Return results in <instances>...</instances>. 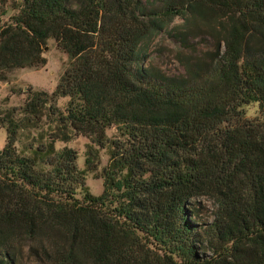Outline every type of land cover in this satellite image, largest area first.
<instances>
[{
	"label": "trees",
	"instance_id": "trees-1",
	"mask_svg": "<svg viewBox=\"0 0 264 264\" xmlns=\"http://www.w3.org/2000/svg\"><path fill=\"white\" fill-rule=\"evenodd\" d=\"M16 8L6 20L0 11V83L45 66L49 38L68 62L51 92L28 87L22 104L0 108V264H264V57L246 45L264 26V0ZM177 17L168 34L191 54L183 73L168 74L145 62ZM253 102L259 114L246 118ZM44 110L56 126L18 148L24 119L41 121ZM70 133L89 139L88 169L99 150L109 154L99 195L76 196L85 188L77 152L54 145ZM203 195L215 201L210 220Z\"/></svg>",
	"mask_w": 264,
	"mask_h": 264
},
{
	"label": "rangeland",
	"instance_id": "rangeland-1",
	"mask_svg": "<svg viewBox=\"0 0 264 264\" xmlns=\"http://www.w3.org/2000/svg\"><path fill=\"white\" fill-rule=\"evenodd\" d=\"M21 0H0V11L6 10V14L2 16L4 20L11 14L16 13L17 8ZM182 23V19L177 17L170 23L163 31L155 35L149 42V56L146 60V65L156 66L162 69L168 74H181L184 72L183 59L185 56L191 53L181 47L176 41L170 38L168 32L173 31ZM196 41H202L200 38H196ZM211 45V41H208V46ZM246 45H253L257 52L264 57V26H256L247 35ZM206 44L202 42L198 45V48L205 47ZM43 55L46 57L47 62L45 66L39 68H17L9 73V79L7 82L0 83V108L11 109L13 106L20 105L28 96V87L33 90L44 89L51 92L64 68L67 66V55L56 47V43L52 38L47 40L46 46L43 50ZM14 88L16 92H12L10 89ZM5 97L7 99L5 100ZM68 97H59L56 100V106L60 110H64ZM47 110H44L45 115L41 121L27 122L24 129L20 132V139L17 143L18 148H22L23 145L32 142L33 137H46L47 133L56 126L54 116L47 114ZM243 112L246 118H253L259 114V107L256 102L249 103L243 106ZM113 129H108L107 134L111 135ZM6 140L5 128L0 124V149L4 146ZM90 141L89 139L80 134L70 133V138L67 141H56L54 143L55 148H61L64 146L73 148L77 152V167L83 170L85 183L84 187H78L77 197L82 198L84 190L86 189L93 195H99L103 191V168L109 163V154L105 149L99 150L98 159L94 161L96 169L90 170L86 167L85 158L86 151ZM203 205L201 211L202 218H212V212L215 209V201L212 196L203 195L198 198ZM25 264H38L31 258L25 259Z\"/></svg>",
	"mask_w": 264,
	"mask_h": 264
},
{
	"label": "crops",
	"instance_id": "crops-1",
	"mask_svg": "<svg viewBox=\"0 0 264 264\" xmlns=\"http://www.w3.org/2000/svg\"><path fill=\"white\" fill-rule=\"evenodd\" d=\"M21 69H23V68H21ZM27 69H29V68H27Z\"/></svg>",
	"mask_w": 264,
	"mask_h": 264
}]
</instances>
